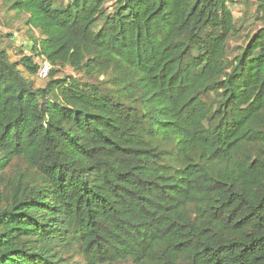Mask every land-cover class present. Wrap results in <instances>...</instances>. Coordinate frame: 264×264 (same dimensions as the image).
<instances>
[{
	"label": "trees",
	"instance_id": "trees-1",
	"mask_svg": "<svg viewBox=\"0 0 264 264\" xmlns=\"http://www.w3.org/2000/svg\"><path fill=\"white\" fill-rule=\"evenodd\" d=\"M1 1L38 35L0 43V264H264V27L232 48L235 0Z\"/></svg>",
	"mask_w": 264,
	"mask_h": 264
},
{
	"label": "rangeland",
	"instance_id": "rangeland-1",
	"mask_svg": "<svg viewBox=\"0 0 264 264\" xmlns=\"http://www.w3.org/2000/svg\"><path fill=\"white\" fill-rule=\"evenodd\" d=\"M55 5L59 8H64L70 1L73 0H54ZM233 5V12L236 18V23L239 27H242V35L232 42V48L244 47L249 41L250 37L256 34L260 29L264 27V20L262 15L257 11L258 8L255 5V1L246 0H235ZM110 6V5H109ZM26 17L21 16L17 18L14 12L7 11V7L3 5L0 0V43L3 47L9 49V53L12 60L19 61L21 58V53L30 55L32 43L30 37L35 35L30 33L25 26ZM40 59H36V63H39ZM57 73L58 78L63 77H76V73L69 67L58 68ZM27 77L29 75L26 74ZM80 77V76H79ZM33 80L36 88H43L49 81V77L46 80L40 79L38 76L29 77ZM91 82H96V79L88 78ZM74 262H82V258L75 257ZM120 264H132L131 262L120 263Z\"/></svg>",
	"mask_w": 264,
	"mask_h": 264
},
{
	"label": "built area",
	"instance_id": "built-area-1",
	"mask_svg": "<svg viewBox=\"0 0 264 264\" xmlns=\"http://www.w3.org/2000/svg\"><path fill=\"white\" fill-rule=\"evenodd\" d=\"M40 59V62L37 63L39 66L38 77L40 79L46 80L49 77V73L51 71V64L44 57H37Z\"/></svg>",
	"mask_w": 264,
	"mask_h": 264
}]
</instances>
